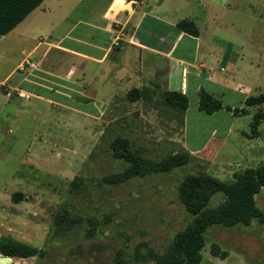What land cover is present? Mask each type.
Returning <instances> with one entry per match:
<instances>
[{"label":"crops","instance_id":"crops-1","mask_svg":"<svg viewBox=\"0 0 264 264\" xmlns=\"http://www.w3.org/2000/svg\"><path fill=\"white\" fill-rule=\"evenodd\" d=\"M183 20L198 35L179 29ZM25 59L36 68L21 71ZM146 87L186 95L182 150L215 177L253 163L259 138L247 134L264 104L246 101L264 92V0H44L0 35V124L37 109L50 135L38 139L40 158L56 159L60 135L92 134L120 95ZM201 93L222 108L200 110ZM0 149L4 162L26 159L17 141Z\"/></svg>","mask_w":264,"mask_h":264},{"label":"rangeland","instance_id":"rangeland-1","mask_svg":"<svg viewBox=\"0 0 264 264\" xmlns=\"http://www.w3.org/2000/svg\"><path fill=\"white\" fill-rule=\"evenodd\" d=\"M167 92L146 87L135 102L120 95L101 121L90 124L92 134L60 135L62 149L56 159L40 158L36 150L38 139L50 136L40 133L43 119L37 109L9 119L8 128L0 124V147L17 141L18 148L27 151L18 167L13 158L4 162L6 151L0 149V239L47 251L45 258H14L12 264H155L141 255L149 249L163 251L193 219L179 198L180 183L200 170L213 175L212 166L200 159L169 174L136 177L119 186L102 180L125 168L110 150L117 137L129 139L152 159L182 151L180 115L167 106ZM261 112L264 105L254 111ZM258 131L253 138H259V158L235 168L257 167L264 161V119ZM230 171L219 177L232 181ZM221 200L216 197L213 205ZM256 201L264 211V188ZM59 212L71 219L61 227L54 224ZM212 244L219 245L226 258L213 256ZM202 254V264H264V224L213 226Z\"/></svg>","mask_w":264,"mask_h":264},{"label":"trees","instance_id":"trees-1","mask_svg":"<svg viewBox=\"0 0 264 264\" xmlns=\"http://www.w3.org/2000/svg\"><path fill=\"white\" fill-rule=\"evenodd\" d=\"M44 0H0V35L11 32ZM179 29L192 35H198V29L191 21L183 20L178 23ZM142 90L133 89L127 97L130 102L139 100ZM165 102L168 107L184 114L188 107V98L181 92H167ZM248 106H262L264 92L247 99ZM200 110L213 114L222 108V104L212 96L201 93ZM239 111L234 110L237 114ZM243 112V111H241ZM264 119V112L254 115L251 123L249 138L257 137L258 128ZM112 157L122 162L125 168L118 173L103 177L102 182L119 186L136 177H146L156 174H169L174 170L187 166L199 158L187 150L169 154L161 159H152L144 154L143 149L134 147L125 137H117L110 143ZM77 178L73 182L75 185ZM264 188V161L257 167H249L236 171L233 180L223 181L204 170L187 175L178 187V194L185 210L193 219L180 229L163 251L149 249L143 260H151L155 264H202V250L206 244V233L213 226L227 228L238 225L249 226L256 221L264 224V211L257 205L256 196ZM221 196L222 200L216 205L213 201ZM65 213L59 212L54 224L61 227L67 223ZM70 225V223H69ZM213 256L226 258L219 245L212 244ZM0 254L13 258L28 259L32 257L45 258L47 251L13 239H0Z\"/></svg>","mask_w":264,"mask_h":264},{"label":"built area","instance_id":"built-area-1","mask_svg":"<svg viewBox=\"0 0 264 264\" xmlns=\"http://www.w3.org/2000/svg\"><path fill=\"white\" fill-rule=\"evenodd\" d=\"M120 40H121V36H116L115 39H114V46H119L120 44ZM36 63L31 61V60H28V59H25L20 65H19V69L21 71H25L27 69H35L36 68Z\"/></svg>","mask_w":264,"mask_h":264},{"label":"water","instance_id":"water-1","mask_svg":"<svg viewBox=\"0 0 264 264\" xmlns=\"http://www.w3.org/2000/svg\"><path fill=\"white\" fill-rule=\"evenodd\" d=\"M13 259V257L2 255L0 256V264H12Z\"/></svg>","mask_w":264,"mask_h":264}]
</instances>
